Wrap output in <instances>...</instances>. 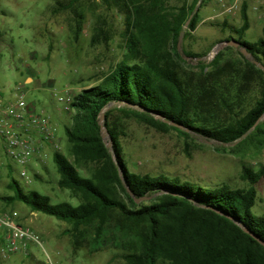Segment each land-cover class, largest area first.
<instances>
[{"label":"trees","instance_id":"16d2710c","mask_svg":"<svg viewBox=\"0 0 264 264\" xmlns=\"http://www.w3.org/2000/svg\"><path fill=\"white\" fill-rule=\"evenodd\" d=\"M101 1L125 17L127 43L112 73L74 95L71 103L67 149L54 151L57 186L71 201L55 202L35 192L24 197L13 180L8 187L17 194L3 202H23L33 213L70 225L67 233L75 248L85 244L97 252L113 247L121 252L120 264H264V245L255 239L264 243V216L253 211L264 168L253 173L244 167L248 189L208 188L165 174L133 173L122 145L125 127L115 118L119 113L163 134L235 144V150L256 141L262 145L264 121L258 122L264 118V72L255 62L264 66V25L262 38L245 40L250 19L242 4L241 27L225 21L217 25L230 31L226 43L239 44L225 49L238 57L220 51L195 72L186 60L201 56L184 50L185 59L177 45L191 17L185 37L198 28L197 5L211 0H176L179 7L172 0ZM102 113L112 149L101 136Z\"/></svg>","mask_w":264,"mask_h":264},{"label":"rangeland","instance_id":"374dc122","mask_svg":"<svg viewBox=\"0 0 264 264\" xmlns=\"http://www.w3.org/2000/svg\"><path fill=\"white\" fill-rule=\"evenodd\" d=\"M71 2L0 0V93L6 101L14 102L18 98L16 89L21 88L26 103L50 117L62 152L67 149L66 128L73 124V113L64 111L59 96L67 92L77 95L101 83L123 61L127 43L125 17L118 10L108 9L101 0ZM243 4L247 5L250 19L245 40L256 42L263 37L264 0H243ZM171 5L179 7L181 2L172 0ZM196 12L200 15L198 28L188 37V27L184 28L180 40L183 53L187 50L201 57L186 60L187 68L198 72L200 62L211 63L213 53L215 57L220 51L238 57L225 50L230 31L224 32L217 25L225 21L241 27V9L226 14L217 0H211ZM97 35L99 39L93 43ZM115 118L122 120L125 127L122 145L133 173L165 174L208 188L227 185L248 189L251 185L243 178L244 167L253 173L264 168V138L262 145L256 141L235 150V144L225 146L195 136L187 140L174 131L163 134L119 113H115ZM263 121L264 118L259 123ZM106 140L110 143L107 134ZM45 154L47 158L42 154L26 168L16 167L10 176L5 170L0 181V208L18 212L42 245L31 246L29 255L0 259V264H120L121 252L113 247L97 252H91L85 244L75 248L67 233L70 225L33 213L23 202H3L2 198L17 194L15 188L8 187L13 180L24 197L31 198L35 192L48 195L55 202L71 201L70 194L57 186L54 151ZM24 171L26 178L21 176ZM255 189L257 204L253 211L264 216V178Z\"/></svg>","mask_w":264,"mask_h":264},{"label":"built area","instance_id":"2783aa9c","mask_svg":"<svg viewBox=\"0 0 264 264\" xmlns=\"http://www.w3.org/2000/svg\"><path fill=\"white\" fill-rule=\"evenodd\" d=\"M217 4L231 15L241 9L243 0H217ZM16 91L18 98L14 102L6 101L0 93V181L6 169L26 168L42 154L47 158L46 151H61L50 117L27 104L21 88ZM73 98L70 92L58 98L67 113ZM40 161L46 163L43 159ZM21 176L26 178L27 172H22ZM33 245H42L40 237L24 224L20 214L0 208V259L29 255Z\"/></svg>","mask_w":264,"mask_h":264},{"label":"water","instance_id":"95a60500","mask_svg":"<svg viewBox=\"0 0 264 264\" xmlns=\"http://www.w3.org/2000/svg\"><path fill=\"white\" fill-rule=\"evenodd\" d=\"M199 6H200V3L197 5V7H196V9H195V12L198 10ZM191 18H192V17H191ZM191 18H190L189 21L186 23L185 28H187V27L189 26V23H190ZM227 45H228V46H232V47H234V48H239V47H240L239 44H238L237 42H233V41L228 42ZM177 49H178V52L182 55V57L186 59V57H185V55H184V53H183L182 47H181V40L179 41V43H178V45H177ZM241 53H242L246 58L251 59V55L247 52L246 49H241ZM255 64L257 65V67H258L259 69H261V70L264 72V66H263L262 64H259V63H257V62H255ZM104 122H105V114L102 113V114H101L100 121H99V124H100V126H101V136H102V139L104 140V142L106 143L107 147H108L109 149H112V144H111V143H108L107 140H106V134H107V133H106V131H105V129H104V126H103V125H104ZM259 122H260V121H259ZM259 122H258V123H259ZM127 191L130 193V195H132L129 189H127ZM144 199H145V198H144ZM144 199H142V200H144ZM135 201L138 203L140 200L136 199ZM246 232L249 233L248 231H246ZM255 239H256L260 244L264 245V243H263L262 241L258 240L257 238H255Z\"/></svg>","mask_w":264,"mask_h":264}]
</instances>
